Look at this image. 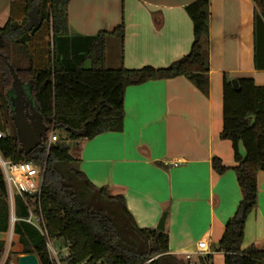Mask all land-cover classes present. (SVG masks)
Returning <instances> with one entry per match:
<instances>
[{"label": "trees", "instance_id": "obj_1", "mask_svg": "<svg viewBox=\"0 0 264 264\" xmlns=\"http://www.w3.org/2000/svg\"><path fill=\"white\" fill-rule=\"evenodd\" d=\"M255 15V67L264 71V0H253ZM70 0H24L23 20L11 18L0 29V111L5 113L11 134L0 139V156L6 161L33 162L44 168L41 206L50 236L58 245H70L75 261L91 258L110 264H190L170 254L169 236L157 229H142L122 195L113 196L107 187L95 186L70 155L71 145L93 140L124 128V100L128 87L148 81L187 78L204 95L210 88V65L204 54L210 37L211 0H195L185 7L193 24L194 40L190 52L166 68L150 66L138 70L106 68V45L111 36L125 39L124 22L112 32L95 36L73 34L68 20ZM38 24L30 31L24 27L33 19ZM45 28L52 35L49 64L36 66L30 47L32 37ZM90 62V67H87ZM11 66L49 130L58 142L46 156L35 150L25 156L13 124L10 103L13 77ZM238 89L224 76L223 132L234 150L237 175L243 200L227 223L219 243L224 264H264V248L252 245L243 250L246 222L258 206V175L264 172V87L252 78H240ZM1 132V131H0ZM5 131H3L4 134ZM242 145L245 156L239 151ZM218 175L230 168L214 158ZM29 209L21 197L15 198L14 234L23 247L22 255H36L41 264H51L45 240L26 223ZM11 212L7 185L0 168V233H7ZM5 243L0 242V261ZM155 260L151 263L147 261ZM211 255L199 264H212ZM8 259L6 264H10Z\"/></svg>", "mask_w": 264, "mask_h": 264}, {"label": "crops", "instance_id": "obj_2", "mask_svg": "<svg viewBox=\"0 0 264 264\" xmlns=\"http://www.w3.org/2000/svg\"><path fill=\"white\" fill-rule=\"evenodd\" d=\"M194 1L70 0L68 20L72 33L83 36L112 32L124 22V41L116 36L107 40V69L166 68L190 52L193 24L185 7ZM23 8L24 0H0V29L11 18L21 23ZM256 12L253 0H211L210 37L204 49L210 65L208 95L185 77L130 86L123 131L71 145L70 155L82 172L95 186L124 196L140 228L156 229L167 215L164 232L170 254L186 263L187 253H194L195 263L203 258L195 254L202 240L210 246L211 263H225L219 243L244 197L232 170V143L221 139L223 83L227 75L232 80L252 78L264 87V71L255 67ZM0 131L11 134L3 111ZM239 151L245 156L242 145ZM214 158L230 169L218 175ZM258 183V206L246 222L243 250L264 248V172ZM9 239V251L18 254L16 263L24 255L11 223L7 233H0L5 247ZM15 263L11 259L10 264ZM0 264H5L2 259Z\"/></svg>", "mask_w": 264, "mask_h": 264}, {"label": "built area", "instance_id": "obj_3", "mask_svg": "<svg viewBox=\"0 0 264 264\" xmlns=\"http://www.w3.org/2000/svg\"><path fill=\"white\" fill-rule=\"evenodd\" d=\"M4 134L0 132V139ZM58 135L54 129L49 130L47 139L43 142L42 148L49 155L53 145L58 142ZM0 168L3 171L4 179L7 185L8 201L11 212V230L13 233L15 218V198L21 197L29 209V215L24 221L35 227L45 240L46 251L51 264H110L105 261H95L87 258L83 261H75L71 246L58 245L50 236L48 226L43 215L41 206L42 188L44 182V168L35 165L33 162H12L6 161L0 156ZM193 254H186V261L190 264H199L193 262ZM197 255L202 257L210 254V246L206 240L198 243L196 248ZM155 258H151L147 263H151Z\"/></svg>", "mask_w": 264, "mask_h": 264}, {"label": "water", "instance_id": "obj_4", "mask_svg": "<svg viewBox=\"0 0 264 264\" xmlns=\"http://www.w3.org/2000/svg\"><path fill=\"white\" fill-rule=\"evenodd\" d=\"M38 21L34 15L33 19L24 27L25 31L30 32ZM10 67L13 77L12 94L10 103L13 109V124L20 144L19 152L25 156L30 155L37 149L43 150V142L47 139L49 128L43 121L42 115L38 112L34 101L26 91L25 85L19 79L15 70ZM235 89H238V81L232 80ZM167 215L164 214L160 219L157 230H165ZM15 264H41L36 255H24L18 258Z\"/></svg>", "mask_w": 264, "mask_h": 264}, {"label": "rangeland", "instance_id": "obj_5", "mask_svg": "<svg viewBox=\"0 0 264 264\" xmlns=\"http://www.w3.org/2000/svg\"><path fill=\"white\" fill-rule=\"evenodd\" d=\"M51 42H52V35H51V33H49L47 28H45L42 32H40L36 36L32 37V42L30 44V47H31V49L35 55L36 66L40 67V64H42L41 68L48 66V64H49V51L51 48ZM10 240L11 239H9V241L7 243V247H5V251H4L3 256H2V260L5 264L8 261V259H12V261L15 263V261L18 257V254L13 253L12 251H9L8 245L10 246V244H9ZM14 247H17V248L19 247L16 240H15Z\"/></svg>", "mask_w": 264, "mask_h": 264}]
</instances>
